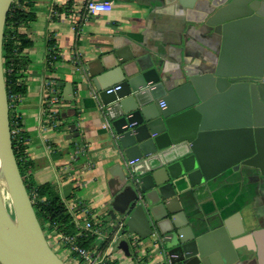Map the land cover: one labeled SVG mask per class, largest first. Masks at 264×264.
<instances>
[{
  "label": "water",
  "instance_id": "95a60500",
  "mask_svg": "<svg viewBox=\"0 0 264 264\" xmlns=\"http://www.w3.org/2000/svg\"><path fill=\"white\" fill-rule=\"evenodd\" d=\"M12 1L0 0V181L10 200L8 208L0 192V264H66L37 219L13 151L3 65ZM178 2L197 6L201 28L220 38L215 60L175 74L124 46L87 66L114 157L107 213L140 239L162 240L171 262L249 264L252 248L224 225L203 231L204 219L191 221L185 208L219 172L248 166L260 173L264 209V0ZM225 140L228 156L214 152ZM118 247L130 255L126 240Z\"/></svg>",
  "mask_w": 264,
  "mask_h": 264
},
{
  "label": "crops",
  "instance_id": "0c3cea01",
  "mask_svg": "<svg viewBox=\"0 0 264 264\" xmlns=\"http://www.w3.org/2000/svg\"><path fill=\"white\" fill-rule=\"evenodd\" d=\"M86 1L33 0L28 7L31 19L20 27L28 42L23 50L26 92L17 106L20 128L27 138V174L37 185L56 187L67 205L74 200L89 205L91 215L74 212L78 225L102 218L97 213L103 203H109V168L114 163L95 107L88 64L129 46L127 53L176 74L215 60L220 39L201 28L197 6L185 7L178 0H98L111 3V8L77 24L79 19L70 16V10ZM52 49L58 60L50 67ZM48 81L53 82L49 87ZM64 90L69 99L63 98ZM230 147L231 141L225 140L214 152L228 156ZM259 177V171L248 166L227 168L197 188L192 209L185 208L191 221L196 216L204 219L203 231L224 225L233 240L252 248L249 264H264ZM109 233L96 234L94 245H107L110 264H160L166 259L159 238L144 239L143 253L137 259L128 238L105 243ZM121 240L128 242L130 255L118 247Z\"/></svg>",
  "mask_w": 264,
  "mask_h": 264
},
{
  "label": "trees",
  "instance_id": "16d2710c",
  "mask_svg": "<svg viewBox=\"0 0 264 264\" xmlns=\"http://www.w3.org/2000/svg\"><path fill=\"white\" fill-rule=\"evenodd\" d=\"M32 2L33 0H13L6 14L3 35V65L8 95H20L22 97L26 92V87L22 80L25 57L23 50L28 45V42L24 33L20 31V27L26 25L31 19L28 7L32 5ZM77 24H80V22ZM57 60L58 56L52 49L48 55L49 66L52 67L51 65ZM9 122L10 129L13 126H21L20 116L13 115L11 109L9 110ZM26 139L25 133L21 130L16 137H12V146L20 173L30 198L33 199V207L37 219L45 232V236L48 238L52 232L56 234H76L78 230L75 227L71 212L63 198L59 195L56 187L50 183L37 185L30 175L27 174L28 157L26 154ZM33 194H35L34 198ZM46 224H48V233L46 231ZM95 239L96 234L90 231H83L76 238L77 243L85 248L94 246Z\"/></svg>",
  "mask_w": 264,
  "mask_h": 264
},
{
  "label": "built area",
  "instance_id": "2783aa9c",
  "mask_svg": "<svg viewBox=\"0 0 264 264\" xmlns=\"http://www.w3.org/2000/svg\"><path fill=\"white\" fill-rule=\"evenodd\" d=\"M111 8V3L103 2L98 0H87L81 7L73 8L70 11V16L73 18H78L80 22L88 20L89 17L95 15L99 12L107 11ZM55 58V56H53ZM52 81L47 82V86H51ZM119 86H114L107 89V92L112 91L113 89L118 88ZM9 110L11 109L13 115H19L17 106L21 99L20 95L7 94ZM51 104H55L56 100L52 99ZM162 104V103H161ZM47 115L50 116V113L46 111ZM15 125V123H14ZM21 131L20 127L13 126L10 129L11 137H16L17 134ZM27 149V148H26ZM35 194H33V198ZM33 202V199H31ZM69 211H72V216L75 211H82L85 215H91V207L89 205L83 204L81 201L74 200L70 201L67 205ZM113 221V220H112ZM75 226L79 229V232L76 234H56L52 232L47 238L51 244V248L61 257L63 260L66 258L71 263L75 264H110L111 255L107 245L101 246L100 244L94 245L92 248H85L77 243V236L81 234V230L92 231L94 234H101L102 228L100 227L99 221L95 218L93 220L87 219L83 225H78L74 221ZM112 227L111 232L106 237L108 240L104 242H111L118 239L119 237H126L130 240V245L135 249L137 259L141 258L144 248V240L140 239L136 234L130 233L125 226V219L121 216L116 222H111ZM48 224H46V231ZM160 264H179L177 262H171L169 259H164Z\"/></svg>",
  "mask_w": 264,
  "mask_h": 264
},
{
  "label": "rangeland",
  "instance_id": "374dc122",
  "mask_svg": "<svg viewBox=\"0 0 264 264\" xmlns=\"http://www.w3.org/2000/svg\"><path fill=\"white\" fill-rule=\"evenodd\" d=\"M108 209H109L108 202L107 203H103L102 208H101V212L97 213V215H99L100 217L102 216V218L97 219L99 221V223H100V227L102 228V233L105 232V231L106 232H111L112 227H111L110 224H109V227L107 226L108 222L110 220H113L111 222H116L120 218V216H117L114 219H112L107 213ZM64 261H65L66 264H75V263L69 262V260L66 259V258L64 259Z\"/></svg>",
  "mask_w": 264,
  "mask_h": 264
},
{
  "label": "bare ground",
  "instance_id": "6f19581e",
  "mask_svg": "<svg viewBox=\"0 0 264 264\" xmlns=\"http://www.w3.org/2000/svg\"><path fill=\"white\" fill-rule=\"evenodd\" d=\"M0 192H1V195L3 197V200L5 202V205L10 208V200H9V197L7 195V191L5 189V185L2 181H0Z\"/></svg>",
  "mask_w": 264,
  "mask_h": 264
}]
</instances>
